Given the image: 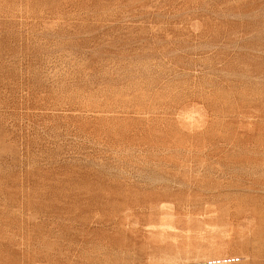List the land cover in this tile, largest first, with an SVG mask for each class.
Masks as SVG:
<instances>
[{
	"label": "rangeland",
	"instance_id": "374dc122",
	"mask_svg": "<svg viewBox=\"0 0 264 264\" xmlns=\"http://www.w3.org/2000/svg\"><path fill=\"white\" fill-rule=\"evenodd\" d=\"M228 259L264 264V0H0V264Z\"/></svg>",
	"mask_w": 264,
	"mask_h": 264
},
{
	"label": "built area",
	"instance_id": "2783aa9c",
	"mask_svg": "<svg viewBox=\"0 0 264 264\" xmlns=\"http://www.w3.org/2000/svg\"><path fill=\"white\" fill-rule=\"evenodd\" d=\"M234 262H236L235 259H228V260H225L224 263H226V264H231V263H234ZM219 263H221V262H219ZM213 264H216V263H213Z\"/></svg>",
	"mask_w": 264,
	"mask_h": 264
},
{
	"label": "bare ground",
	"instance_id": "6f19581e",
	"mask_svg": "<svg viewBox=\"0 0 264 264\" xmlns=\"http://www.w3.org/2000/svg\"><path fill=\"white\" fill-rule=\"evenodd\" d=\"M166 228V227H165Z\"/></svg>",
	"mask_w": 264,
	"mask_h": 264
}]
</instances>
